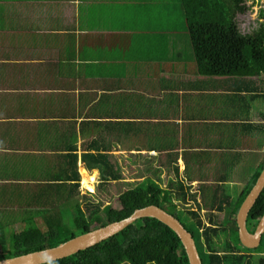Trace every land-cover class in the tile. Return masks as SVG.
<instances>
[{
    "label": "crops",
    "instance_id": "0c3cea01",
    "mask_svg": "<svg viewBox=\"0 0 264 264\" xmlns=\"http://www.w3.org/2000/svg\"><path fill=\"white\" fill-rule=\"evenodd\" d=\"M263 162L264 77L200 75L181 0H0L1 243L77 173L105 204L150 178L215 214Z\"/></svg>",
    "mask_w": 264,
    "mask_h": 264
},
{
    "label": "trees",
    "instance_id": "16d2710c",
    "mask_svg": "<svg viewBox=\"0 0 264 264\" xmlns=\"http://www.w3.org/2000/svg\"><path fill=\"white\" fill-rule=\"evenodd\" d=\"M181 2L200 75L264 77V25L251 35L242 34L239 27L238 15L245 14L250 9L247 0H181ZM263 167L264 162L261 169L254 173L242 194V199L235 209L236 215L242 202L256 184ZM79 187L80 175L77 173V179L71 184V189L76 192ZM115 200L117 206L111 203L103 206L93 202L87 203L85 207L87 214L81 204L76 202L71 210L73 215L70 225H66L63 211L59 206L58 212H52L44 219L46 231L31 226L27 230L13 234L10 245L14 253L12 257L0 253V261L56 248L75 237L126 220L137 209L150 205L167 210L199 241L201 238L206 244L211 241L208 229L204 230L197 211L189 210V217H186L185 212L181 210V206L188 203L183 186L174 194L153 179L147 178L118 195ZM59 204L70 205V202ZM250 216L256 223L264 216V189ZM201 230H204L202 234ZM5 244L4 238V242H0V248ZM208 259L210 264H215L218 257L211 255ZM51 264H190V262L182 241L173 230L156 219H143L90 249Z\"/></svg>",
    "mask_w": 264,
    "mask_h": 264
},
{
    "label": "water",
    "instance_id": "95a60500",
    "mask_svg": "<svg viewBox=\"0 0 264 264\" xmlns=\"http://www.w3.org/2000/svg\"><path fill=\"white\" fill-rule=\"evenodd\" d=\"M264 189V167L261 174L243 202L238 215V225L240 230V240L245 247L255 249L261 245L264 234V216L261 218L255 234L248 230V218L250 212ZM143 219H156L173 230L182 241L186 250L190 264H202L196 248L194 236L185 226L169 212L157 205H150L137 209L130 218L121 222H114L105 227L92 232L75 237L60 246L48 250H43L28 255L1 260L0 264H51L69 258L79 252L90 249L128 229L134 223Z\"/></svg>",
    "mask_w": 264,
    "mask_h": 264
},
{
    "label": "flooded vegetation",
    "instance_id": "af4514ba",
    "mask_svg": "<svg viewBox=\"0 0 264 264\" xmlns=\"http://www.w3.org/2000/svg\"><path fill=\"white\" fill-rule=\"evenodd\" d=\"M241 199L242 196L236 198V200H231L230 198L224 197L221 198V202L215 201L211 203H217L215 216H221V218H218L217 221H211V219H209V222L207 223H203L201 220L204 230L208 229L209 235L211 236V241L209 244H206L203 238H201L203 241L201 242L196 236L194 237L196 248L202 264H210L208 258L211 255L218 257V260L215 264H264V246L262 247L264 234L262 236L261 245L255 249H249L248 247H245L240 240V230L238 225L239 211L236 215L235 209L238 206V203H240ZM259 223H256L253 218L249 216L247 226L251 234L256 233ZM236 225L238 228V234ZM204 230H201V234ZM220 234L227 235L225 245L221 251L212 245L213 240H215Z\"/></svg>",
    "mask_w": 264,
    "mask_h": 264
},
{
    "label": "rangeland",
    "instance_id": "374dc122",
    "mask_svg": "<svg viewBox=\"0 0 264 264\" xmlns=\"http://www.w3.org/2000/svg\"><path fill=\"white\" fill-rule=\"evenodd\" d=\"M247 4H248V6H250L249 7L250 9L247 13L238 15V22H239V27H240L242 34L251 35L254 32L258 31L259 28L261 27V25H264V0H247ZM81 182H82V180H81ZM80 186H82V185L80 184ZM85 192H84V195H81V193H80L78 198L73 203H70V205H68V204H59L58 205V208L60 206L62 211H63V215L65 218L66 225L71 224L72 215H73V211H71V210L74 208L76 202H79L81 204V206L85 209V211H86L85 207H86L87 203L93 202V203L99 204L100 206H103L105 204L104 201H99V200L96 201V199H98V198L91 197L92 195L95 196L94 193H90L92 191H85ZM111 204L114 206H117V202H116L115 198H114V200H112ZM203 205H204V207H207V208L209 207V210H211V209L217 210L216 209L217 203L211 204V206L210 205L206 206V204H203ZM181 207H182L181 210L185 212L186 217H189V215H188L189 210L198 209L197 214L199 212V215H200L203 223L209 222L208 221L209 219H211V221H215V220L217 221L218 218H221V216H215V214H213V212H209V211L204 212V214H202V212L200 211V209H201L200 204L189 206V203H186V204L182 205ZM194 211H196V210H194ZM43 214H45V212H43ZM86 214H87V211H86ZM184 221L187 223L186 219H184ZM218 223H219V221H218ZM31 226L39 228L42 231H46V226H45L44 220H41L40 222L35 221V222L31 223V225L28 224L25 227L21 226L16 230L9 228V229L4 231V233H5L4 238H5L6 244L4 247L0 248V253H2L3 255H5L7 257H12V255L14 253V249L11 247L10 244L12 243L13 232L16 233V232H20L21 230L22 231L27 230ZM226 236L227 235H221L220 234L218 237H216L215 240H213L212 245L215 246L216 248H218L219 251H221V249L225 245ZM201 242H203V241L201 240ZM263 246H264V240L262 243V247Z\"/></svg>",
    "mask_w": 264,
    "mask_h": 264
},
{
    "label": "built area",
    "instance_id": "2783aa9c",
    "mask_svg": "<svg viewBox=\"0 0 264 264\" xmlns=\"http://www.w3.org/2000/svg\"><path fill=\"white\" fill-rule=\"evenodd\" d=\"M80 184L82 185L81 182H80ZM79 189H80V193H81V194L83 193L82 195H84V192H85V191H90V190H88V189H86V188H83V186H80ZM85 193H86V192H85ZM90 193H94V190H93L92 192H90Z\"/></svg>",
    "mask_w": 264,
    "mask_h": 264
},
{
    "label": "bare ground",
    "instance_id": "6f19581e",
    "mask_svg": "<svg viewBox=\"0 0 264 264\" xmlns=\"http://www.w3.org/2000/svg\"><path fill=\"white\" fill-rule=\"evenodd\" d=\"M93 178V177H92ZM83 186L85 187V188H87V189H90V190H94V188H93V186H90V187H88L87 186V183H83Z\"/></svg>",
    "mask_w": 264,
    "mask_h": 264
}]
</instances>
